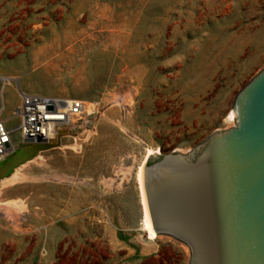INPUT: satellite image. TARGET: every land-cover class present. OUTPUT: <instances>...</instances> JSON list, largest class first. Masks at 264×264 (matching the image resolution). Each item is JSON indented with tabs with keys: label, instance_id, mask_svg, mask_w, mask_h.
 <instances>
[{
	"label": "rangeland",
	"instance_id": "374dc122",
	"mask_svg": "<svg viewBox=\"0 0 264 264\" xmlns=\"http://www.w3.org/2000/svg\"><path fill=\"white\" fill-rule=\"evenodd\" d=\"M263 66L264 0H0V118L16 150L0 166L36 153L0 183V264H126L105 226L137 252L145 241L138 168L233 125ZM18 90L94 113L28 146ZM156 238L159 257L139 264H189L186 245Z\"/></svg>",
	"mask_w": 264,
	"mask_h": 264
},
{
	"label": "water",
	"instance_id": "95a60500",
	"mask_svg": "<svg viewBox=\"0 0 264 264\" xmlns=\"http://www.w3.org/2000/svg\"><path fill=\"white\" fill-rule=\"evenodd\" d=\"M232 113L233 125L189 152L143 165L150 231L186 245L189 264H264V66ZM18 160L0 166V180Z\"/></svg>",
	"mask_w": 264,
	"mask_h": 264
},
{
	"label": "built area",
	"instance_id": "2783aa9c",
	"mask_svg": "<svg viewBox=\"0 0 264 264\" xmlns=\"http://www.w3.org/2000/svg\"><path fill=\"white\" fill-rule=\"evenodd\" d=\"M18 96L20 102L12 117L18 121L16 130L20 134L21 143L26 145L48 144L58 128L66 126L70 118H80L84 110V104L77 100L25 94L19 90ZM13 135L14 130L9 129L6 121L0 118V163L14 148Z\"/></svg>",
	"mask_w": 264,
	"mask_h": 264
},
{
	"label": "bare ground",
	"instance_id": "6f19581e",
	"mask_svg": "<svg viewBox=\"0 0 264 264\" xmlns=\"http://www.w3.org/2000/svg\"><path fill=\"white\" fill-rule=\"evenodd\" d=\"M3 82H7V79H2ZM69 103V102H67ZM90 105V104H89ZM232 111V110H231ZM94 113V109L92 106H87L86 110H83V118H87L89 119ZM80 118H70L69 121L67 122V125H74L79 121ZM228 119L230 121H233V113L230 112L228 115ZM58 136V132H55V136L53 137V140H55ZM52 140V141H53ZM50 141V142H52ZM48 142V143H50ZM30 148V147H29ZM16 152V150L13 148L11 154H14ZM36 154L34 151L32 150H21L20 151V158H19V162L15 163L13 166H11L4 174V176L1 178L0 183L4 180V183L6 180L10 179H15V177H17V172L19 170V166H21L23 164V162L25 160H29L31 159V157ZM142 172H143V165H141L138 170H137V174H136V180L138 183V187H139V195H140V206H141V220H140V229L141 231L145 234V237L147 240L149 241H154L156 239V235L152 234L150 231V227H149V223H148V219H147V214H146V208H145V201H144V195H143V188H142ZM14 182V181H13ZM16 182V181H15ZM6 184V183H5Z\"/></svg>",
	"mask_w": 264,
	"mask_h": 264
},
{
	"label": "crops",
	"instance_id": "0c3cea01",
	"mask_svg": "<svg viewBox=\"0 0 264 264\" xmlns=\"http://www.w3.org/2000/svg\"><path fill=\"white\" fill-rule=\"evenodd\" d=\"M105 235L107 236V243L112 253L111 258L123 260L126 264H139L143 260L158 258V252L163 248L162 243L145 239L143 243L138 245L137 252L135 249H131L130 246H126L117 237V234L106 226Z\"/></svg>",
	"mask_w": 264,
	"mask_h": 264
}]
</instances>
